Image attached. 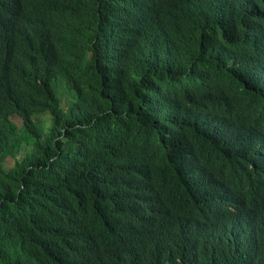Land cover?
I'll use <instances>...</instances> for the list:
<instances>
[{"label": "trees", "instance_id": "obj_1", "mask_svg": "<svg viewBox=\"0 0 264 264\" xmlns=\"http://www.w3.org/2000/svg\"><path fill=\"white\" fill-rule=\"evenodd\" d=\"M0 264H264V0H0Z\"/></svg>", "mask_w": 264, "mask_h": 264}, {"label": "rangeland", "instance_id": "obj_2", "mask_svg": "<svg viewBox=\"0 0 264 264\" xmlns=\"http://www.w3.org/2000/svg\"><path fill=\"white\" fill-rule=\"evenodd\" d=\"M58 90H59V98L61 100H63L66 95H65L64 91L61 88H58Z\"/></svg>", "mask_w": 264, "mask_h": 264}, {"label": "clouds", "instance_id": "obj_3", "mask_svg": "<svg viewBox=\"0 0 264 264\" xmlns=\"http://www.w3.org/2000/svg\"><path fill=\"white\" fill-rule=\"evenodd\" d=\"M206 235H207V234H205L204 236H206ZM204 236H203V237H204Z\"/></svg>", "mask_w": 264, "mask_h": 264}]
</instances>
